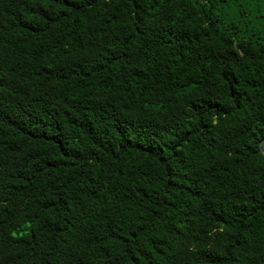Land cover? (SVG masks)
<instances>
[{"label":"trees","instance_id":"obj_1","mask_svg":"<svg viewBox=\"0 0 264 264\" xmlns=\"http://www.w3.org/2000/svg\"><path fill=\"white\" fill-rule=\"evenodd\" d=\"M264 0H0V264H264Z\"/></svg>","mask_w":264,"mask_h":264},{"label":"water","instance_id":"obj_2","mask_svg":"<svg viewBox=\"0 0 264 264\" xmlns=\"http://www.w3.org/2000/svg\"><path fill=\"white\" fill-rule=\"evenodd\" d=\"M258 150L260 154L264 157V137L258 141Z\"/></svg>","mask_w":264,"mask_h":264}]
</instances>
